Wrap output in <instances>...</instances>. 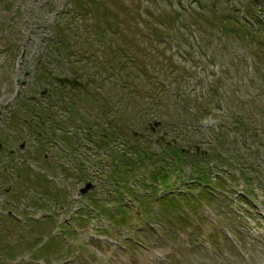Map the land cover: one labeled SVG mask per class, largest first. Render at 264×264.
<instances>
[{"label": "rangeland", "instance_id": "1", "mask_svg": "<svg viewBox=\"0 0 264 264\" xmlns=\"http://www.w3.org/2000/svg\"><path fill=\"white\" fill-rule=\"evenodd\" d=\"M69 33L70 44L98 55L63 49ZM60 76L84 86L59 84ZM193 104L201 110L192 113ZM47 110L57 126L38 128L34 115ZM133 144L150 151L156 167L169 157L183 178L150 196L149 171L135 169L130 189L144 196L121 200L135 214L115 225L104 218L108 238L94 235L99 217L88 220L81 208L92 212L90 200L120 214L123 192L109 174L117 182ZM203 151L212 177L216 156L227 174L245 155L256 159L257 168L243 174L250 188L264 189V0H0V264H264V202L253 203L260 219L249 203L233 210L228 197L209 201L203 190L191 200L183 191ZM223 176L228 188L242 174ZM29 188L34 194L27 191L20 208L6 204L8 191L18 198ZM54 193L67 197L70 211L57 209L50 229L71 218L78 230L68 241L56 229L60 247L39 254L44 235L30 218L46 216L41 199Z\"/></svg>", "mask_w": 264, "mask_h": 264}, {"label": "trees", "instance_id": "2", "mask_svg": "<svg viewBox=\"0 0 264 264\" xmlns=\"http://www.w3.org/2000/svg\"><path fill=\"white\" fill-rule=\"evenodd\" d=\"M108 30L109 29L107 27L103 29V32H102V30H100V32H99V36L100 37L98 36V38L100 40L105 39L104 36L107 33H104V31H108ZM73 37H75V36L73 34H71V33L63 34V41L61 43H64V47L65 48H63V49H66V51H69L70 50V45H71L73 47V49H74L73 53H76L78 51H81V49L79 48V46H77L75 44H70V43H76L75 41L72 40ZM87 43H88V41H87ZM88 46H91V45H88ZM81 52L84 55L83 59L86 58V54L87 55L89 54V56H90V54H92V52L90 53V49H89V51H86V52L81 51ZM95 53L93 52V54L91 56L94 57V56L98 55V51H97V54H95ZM104 55H109V54H104ZM122 55H123V58L119 57V59L122 58V60H125L126 59V55H125V53L123 51H122ZM113 57H115V55ZM212 91H213V96H215V97H214V99L212 100L211 103H212L213 108H216L218 103H219V102H217V99H218L217 91L214 88L212 89ZM189 107L191 108V112L192 113H196V112H199L201 110L200 107H198L197 105H194V104L190 105ZM190 108H189V110H190ZM213 108H211V111H212ZM210 113L211 112L208 111V114H210ZM35 115H37V114H35ZM38 116L39 117H42V116L44 117L45 116L46 117L45 121H46L47 119H51L53 114L49 110H47L46 112H41L40 114H38ZM196 119L199 120L200 118L197 116ZM204 127H205V124L202 127V129ZM202 129H201V131H202ZM244 143H246V142H244ZM132 150H133L132 151L133 152V156L127 158V160H123L122 158L119 159L118 157L116 158L117 165H120L119 162H117V161H122L123 160L122 165L124 166V168H120L121 171L116 170V172H115L114 179L117 182L111 181L110 177H111L112 174H109V180H110L109 183H113L114 182L116 188L119 189V190H117V191L115 190V191L117 193L118 192H123V193H121L119 195V198H118L120 200L119 201V207H118V210H119L120 214L115 215L114 213H110L111 212V208L108 209L105 206L106 210H102V211H100L98 213H94L93 211L92 212H84V215L87 217L88 220L92 219L93 215H97V216L103 215V216L109 218V220L111 222H115V223H119V222L126 223L127 220H125V219L131 218L132 212H126V211H128V208H127L126 204L121 202V200L125 199L124 193H127V194H129L131 196H134L135 197L134 199L137 200L138 202H140L142 200L141 196H144V195L137 196L136 193L134 195L135 190L130 189V187L132 186L131 185L132 182H135L134 179H136L132 174L137 173V171H135V169L139 170V167H140V170L143 172V174H145V172L149 171L148 172V179H146V182H147L146 183V187L150 186L154 191L157 190L156 189L157 187L159 188V187H162V186H169L170 185V180H175V182H178V181L182 180L181 178H183V170H181V169H172V166H174V165H172L173 163L171 161H169L170 160L169 157H166V156L163 155L162 157L159 158L160 161L162 162V165L159 166L160 167L159 168V167L155 166V164H154L155 162L151 161L153 154L150 151L142 150L138 146H134V144L132 146ZM173 152H174V157H176V159H178V161H182L183 158L181 156H178V155H180L179 154L180 152H178V151H173ZM167 153H169V152L167 151ZM205 153H206L205 151L200 152L195 157V158L198 159L199 163H196L195 165H193L194 168H193V170L191 171V174H190L192 183L187 187L189 192H191V200H194V199L198 200V198L200 197L199 194L203 190L207 191V192H203V193L205 195H208L209 201L211 199L214 200L215 198L217 200L218 191H220V190H224L225 191V189H227V186H226L227 180L225 179L226 177H224L223 175H227V176H230V177L233 178L235 171H238V172L240 171L241 174H242V177L246 181H248L251 178L250 177H245L243 173L247 169H256L257 165H258V161H256V159L246 158V155H245L244 163L241 166L238 165L240 169L233 170V172H230V173L227 174V173H225V169L228 168L227 167L228 163H223V161H221L222 158H220V156H216L215 159L218 162L216 164L212 163V166H214L213 168H214V170L216 172L218 171L219 175L216 174L214 177H212V176H210L212 174L211 171H209L208 169L207 170L205 169L204 165H206V164L203 165V162L204 163L207 162V161L203 160L204 157H207V155ZM106 154H107V152H106ZM200 154H203L205 156H200ZM146 155L148 157H145ZM218 155H220V154H218ZM124 161H126V162H124ZM235 162L237 163V161H235ZM236 163H233V164L235 165ZM244 169H246V170H244ZM174 171H176V173H173ZM104 173L106 174L107 171H104ZM213 173H215V172H213ZM214 178L217 180L216 184L214 183ZM201 185H203L205 187H203V189H201ZM144 187H145V185H144ZM27 191L29 193H31L32 195L34 194L33 190L31 188H29L23 194L24 196H19L18 198H16V195L11 193V191H8V193L5 196L8 198L7 200L14 202L15 206L20 208V205H23L24 200L29 195ZM247 191L251 192L252 189L248 188ZM7 195H10V196H7ZM220 196H222V195H220ZM48 198H49V196L48 197H44V198L42 197V199H41V202H42L41 205L44 206L46 209L49 208L48 204H50V205L53 206V207H51L52 208L51 211H54L56 209H58V210L62 209L66 213L70 211V209L68 208V206L70 205V202L67 201L68 200L67 198L61 197L57 193H54V195H51V197L49 199ZM188 198H190V196H188ZM224 198H226V196ZM157 200L159 201V199H157ZM221 200H222V198H221ZM62 202H68V203L62 205ZM95 202L93 201V206L97 207L98 209H100V207L98 205L99 203H97V202L95 203ZM33 205H34V203H33ZM229 206L230 207L232 206V209H233L235 204H232V205H229ZM214 212L217 213L216 211H214ZM173 213H175V212H173ZM52 220H53V218L46 217L45 220H40L38 222V224H37V226L39 227L40 236L44 235L40 239V241L38 242V244H39L38 248L39 249L38 248L34 249L39 254L45 252L46 248L49 249V247L52 248V246L56 247L57 245L60 247V245H59L60 242H63L62 240H59L58 235H56L54 233V229L53 228L55 226H58L59 228H62L63 235H61L60 238L63 237L62 239H64V240L65 239L68 240L69 238H75V231L73 230L72 225H69L68 223L67 224H65V223L59 224L57 222L55 224V226L52 225V229H50L49 225H50V222ZM21 223L22 222H19V225L22 227ZM46 225H47V228L44 229L43 226H46ZM101 227H102V225H101ZM40 229L43 230V231H41ZM51 253H53V251H51ZM21 256H23V255H21Z\"/></svg>", "mask_w": 264, "mask_h": 264}, {"label": "water", "instance_id": "3", "mask_svg": "<svg viewBox=\"0 0 264 264\" xmlns=\"http://www.w3.org/2000/svg\"><path fill=\"white\" fill-rule=\"evenodd\" d=\"M58 81L62 82V83H67L69 85H71L72 87H75L76 85L81 86L82 84L78 81V80H73V79H69V78H57ZM91 187V183L87 184L86 188L82 189L81 191L83 193H86L88 191V188Z\"/></svg>", "mask_w": 264, "mask_h": 264}]
</instances>
